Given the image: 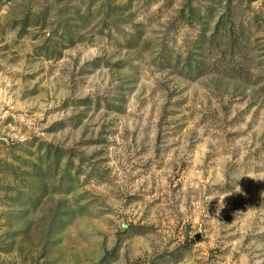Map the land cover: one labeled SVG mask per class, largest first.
Masks as SVG:
<instances>
[{"label":"rangeland","instance_id":"rangeland-1","mask_svg":"<svg viewBox=\"0 0 264 264\" xmlns=\"http://www.w3.org/2000/svg\"><path fill=\"white\" fill-rule=\"evenodd\" d=\"M0 264H264V0H0Z\"/></svg>","mask_w":264,"mask_h":264}]
</instances>
